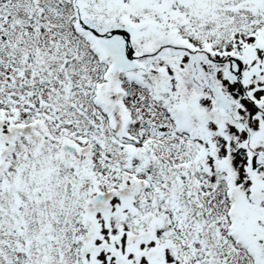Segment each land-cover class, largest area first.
Returning a JSON list of instances; mask_svg holds the SVG:
<instances>
[{"label": "snow or ice", "instance_id": "1", "mask_svg": "<svg viewBox=\"0 0 264 264\" xmlns=\"http://www.w3.org/2000/svg\"><path fill=\"white\" fill-rule=\"evenodd\" d=\"M0 264H264V0H0Z\"/></svg>", "mask_w": 264, "mask_h": 264}]
</instances>
